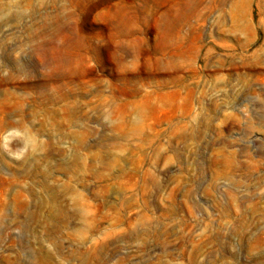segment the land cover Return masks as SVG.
I'll return each mask as SVG.
<instances>
[{"label":"rangeland","instance_id":"374dc122","mask_svg":"<svg viewBox=\"0 0 264 264\" xmlns=\"http://www.w3.org/2000/svg\"><path fill=\"white\" fill-rule=\"evenodd\" d=\"M0 264H264V0H0Z\"/></svg>","mask_w":264,"mask_h":264}]
</instances>
